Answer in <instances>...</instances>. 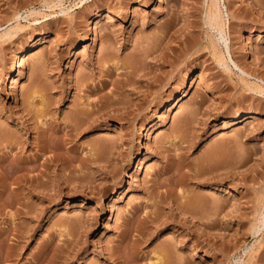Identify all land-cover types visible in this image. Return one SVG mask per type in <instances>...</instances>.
Listing matches in <instances>:
<instances>
[{"label":"rangeland","instance_id":"374dc122","mask_svg":"<svg viewBox=\"0 0 264 264\" xmlns=\"http://www.w3.org/2000/svg\"><path fill=\"white\" fill-rule=\"evenodd\" d=\"M0 264H264V0H0Z\"/></svg>","mask_w":264,"mask_h":264},{"label":"bare ground","instance_id":"6f19581e","mask_svg":"<svg viewBox=\"0 0 264 264\" xmlns=\"http://www.w3.org/2000/svg\"><path fill=\"white\" fill-rule=\"evenodd\" d=\"M212 8L209 10V13H208V23L210 24V25H212V26H214V25H216V23H217V18H218V13H217V11L215 10V5L213 6H211ZM18 16V14L16 15V17ZM3 35H5V33L3 32ZM2 35V36H3ZM244 52H243V54L244 53H247L246 52V49L245 50H243ZM24 57H25V55H24ZM24 58L22 57L21 58V60H20V62H19V67L20 68H22L23 67V65H24ZM23 69V68H22ZM21 70V69H20ZM40 100V99H39ZM38 100V101H39ZM180 100H181V98H180ZM36 105V104H35ZM42 105V104H41ZM39 106H40V103H39ZM38 106V109H41L40 107ZM77 110V109H76ZM81 110V109H80ZM78 111V110H77ZM80 112H83V111H80ZM77 113V112H76ZM77 116V115H76ZM77 117H79V116H77ZM76 117V118H77ZM49 147H50V145H49ZM38 149V148H37ZM39 150H41L40 152H42V154L41 155H45L47 152L49 153L50 151H49V148L48 147H46V146H41L40 148H39ZM62 154V153H61ZM40 155V154H39ZM57 157V156H56ZM60 158V157H59ZM56 159V158H55ZM53 161V156H51V155H47L46 157H45V159H44V161H43V166L45 167V174L46 175H48V172H46L47 170L49 171V165H50V162H52ZM54 162V161H53ZM18 166V165H17ZM18 170V169H17ZM14 173V172H13ZM38 175V174H37ZM40 175H41V173H40ZM36 177V176H35ZM47 177H49V175L47 176ZM36 178H38L39 179V176H37ZM41 178V177H40ZM161 259H159V258H157L154 262L156 263V261H157V263H161V261H160ZM153 263V262H152Z\"/></svg>","mask_w":264,"mask_h":264}]
</instances>
